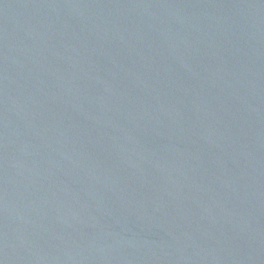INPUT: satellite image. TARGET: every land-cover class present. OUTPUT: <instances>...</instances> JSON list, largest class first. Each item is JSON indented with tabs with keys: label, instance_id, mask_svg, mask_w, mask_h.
<instances>
[{
	"label": "water",
	"instance_id": "water-1",
	"mask_svg": "<svg viewBox=\"0 0 264 264\" xmlns=\"http://www.w3.org/2000/svg\"><path fill=\"white\" fill-rule=\"evenodd\" d=\"M0 264H264V0H0Z\"/></svg>",
	"mask_w": 264,
	"mask_h": 264
}]
</instances>
